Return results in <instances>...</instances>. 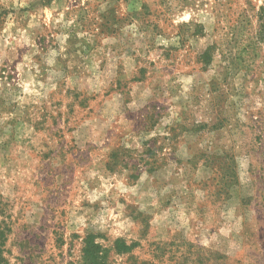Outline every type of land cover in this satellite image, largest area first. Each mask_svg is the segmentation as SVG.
<instances>
[{
  "label": "rangeland",
  "instance_id": "obj_1",
  "mask_svg": "<svg viewBox=\"0 0 264 264\" xmlns=\"http://www.w3.org/2000/svg\"><path fill=\"white\" fill-rule=\"evenodd\" d=\"M0 264H264V0H0Z\"/></svg>",
  "mask_w": 264,
  "mask_h": 264
}]
</instances>
